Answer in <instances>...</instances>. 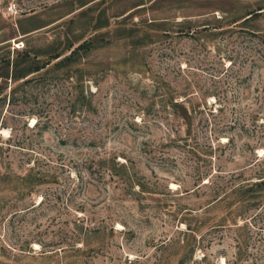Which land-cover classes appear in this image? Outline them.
<instances>
[{
	"label": "rangeland",
	"instance_id": "rangeland-1",
	"mask_svg": "<svg viewBox=\"0 0 264 264\" xmlns=\"http://www.w3.org/2000/svg\"><path fill=\"white\" fill-rule=\"evenodd\" d=\"M0 264H264V0H0Z\"/></svg>",
	"mask_w": 264,
	"mask_h": 264
},
{
	"label": "trees",
	"instance_id": "trees-1",
	"mask_svg": "<svg viewBox=\"0 0 264 264\" xmlns=\"http://www.w3.org/2000/svg\"><path fill=\"white\" fill-rule=\"evenodd\" d=\"M85 45H86V43H85ZM80 47L82 48V45L78 46L77 49H80ZM74 51H75V50H73V52H74ZM73 52H72V53H73ZM58 57H59V55H55V56L52 57V59H57ZM44 66H45V65H43V66H38V67L36 66V67L32 68L31 71H29V72H37V71H39L40 69H42Z\"/></svg>",
	"mask_w": 264,
	"mask_h": 264
}]
</instances>
